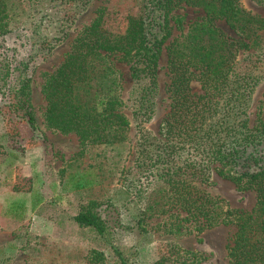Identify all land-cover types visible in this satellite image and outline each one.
<instances>
[{
	"label": "trees",
	"instance_id": "1",
	"mask_svg": "<svg viewBox=\"0 0 264 264\" xmlns=\"http://www.w3.org/2000/svg\"><path fill=\"white\" fill-rule=\"evenodd\" d=\"M20 1L0 0V40L10 32ZM181 3L202 9L204 17L187 30L179 19L181 32L167 47L170 112L161 139L153 149L138 151L132 169L137 181L133 189L147 201L139 223L168 215L158 227L175 236L232 225L236 232L228 246L230 264H264V95L256 125L250 128L247 113L260 78L238 68L241 50L262 46L264 17L247 11L242 0H143L141 13L128 15L119 25L101 8L45 78L44 125L62 135L75 134L82 150L125 142L131 121L121 74L112 59L115 54L130 63L137 84L134 116L142 124L150 122L163 46L172 35V13ZM219 21L236 36L220 29ZM30 60H19L11 51L0 53V115L12 139L21 134L22 124L36 130ZM215 165L239 191L256 193L252 211L233 209L203 189ZM100 208L91 200L73 219L107 239V220ZM171 249L170 256L156 264L205 260L202 253L181 251L176 245ZM115 256L117 264H129L119 249ZM91 259L92 264H108L103 252L93 251Z\"/></svg>",
	"mask_w": 264,
	"mask_h": 264
},
{
	"label": "rangeland",
	"instance_id": "2",
	"mask_svg": "<svg viewBox=\"0 0 264 264\" xmlns=\"http://www.w3.org/2000/svg\"><path fill=\"white\" fill-rule=\"evenodd\" d=\"M19 5L10 32L0 40V53L14 52L19 60L31 58L29 76L37 125L35 131L26 124L20 125L21 134L12 139L7 135L5 118L0 115V216L17 221L0 219V264H92L93 251L103 252L108 264H117L115 249L129 259V264H156L170 256L173 245L181 251L202 253L205 260L200 264H230L228 246L235 226L221 225L202 234L169 235L158 227L168 215L152 216L139 223L147 201L133 189L137 181L132 169L138 151L153 149L152 144L162 137L170 112L167 47L181 32L178 20H183L187 30L202 20L203 10L181 3L172 13V35L163 46L154 96L155 114L150 122L142 124L134 116L139 92L131 76V65L119 54L113 55L122 78L131 129L123 143L82 150L75 134L61 135L45 127V78L63 62L73 41L101 8H106L114 24L119 25L128 15L141 13L143 0H21ZM242 5L252 14L264 17V0H242ZM217 26L228 36H236L223 21ZM261 45L241 50L238 56L239 70L260 78L250 98V128L256 125L264 95V38ZM194 89L199 91V84H194ZM217 167L203 189L233 209L252 211L257 203L256 193L239 191ZM91 200L101 204L99 210L109 229L107 239L74 222L73 217ZM7 229L9 233L3 232Z\"/></svg>",
	"mask_w": 264,
	"mask_h": 264
},
{
	"label": "crops",
	"instance_id": "3",
	"mask_svg": "<svg viewBox=\"0 0 264 264\" xmlns=\"http://www.w3.org/2000/svg\"><path fill=\"white\" fill-rule=\"evenodd\" d=\"M58 134V133H57ZM59 134H61V133H59ZM62 135V134H61ZM42 160H40V162H41ZM0 219H4L3 221H6V222H9V223H14V222H17V221H15L14 219H11V218H9V219H7V218H4V217H2V216H0ZM15 225V224H14ZM3 232H6V233H9V230L7 229V230H4Z\"/></svg>",
	"mask_w": 264,
	"mask_h": 264
}]
</instances>
